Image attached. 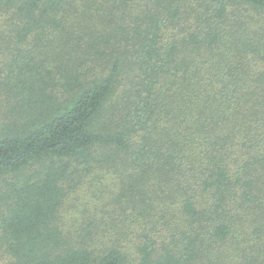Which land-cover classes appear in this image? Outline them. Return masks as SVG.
Returning <instances> with one entry per match:
<instances>
[{
	"label": "trees",
	"instance_id": "obj_1",
	"mask_svg": "<svg viewBox=\"0 0 264 264\" xmlns=\"http://www.w3.org/2000/svg\"><path fill=\"white\" fill-rule=\"evenodd\" d=\"M8 264H264V0H0Z\"/></svg>",
	"mask_w": 264,
	"mask_h": 264
},
{
	"label": "rangeland",
	"instance_id": "obj_2",
	"mask_svg": "<svg viewBox=\"0 0 264 264\" xmlns=\"http://www.w3.org/2000/svg\"><path fill=\"white\" fill-rule=\"evenodd\" d=\"M1 97L2 95L0 94V119L3 117L4 114L3 106L1 104ZM0 264H8V255L4 254L3 251H0Z\"/></svg>",
	"mask_w": 264,
	"mask_h": 264
}]
</instances>
